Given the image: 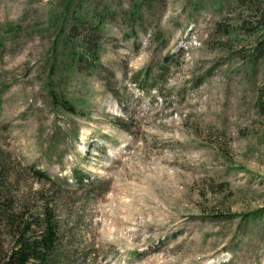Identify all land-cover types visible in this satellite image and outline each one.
I'll use <instances>...</instances> for the list:
<instances>
[{"label": "rangeland", "instance_id": "obj_1", "mask_svg": "<svg viewBox=\"0 0 264 264\" xmlns=\"http://www.w3.org/2000/svg\"><path fill=\"white\" fill-rule=\"evenodd\" d=\"M84 1L0 0V257L49 188L40 170L66 193L73 264H264V59L239 58L236 0H147L134 18L137 0ZM78 11L74 45L100 49L82 72L62 55Z\"/></svg>", "mask_w": 264, "mask_h": 264}, {"label": "trees", "instance_id": "obj_2", "mask_svg": "<svg viewBox=\"0 0 264 264\" xmlns=\"http://www.w3.org/2000/svg\"><path fill=\"white\" fill-rule=\"evenodd\" d=\"M146 1L137 0L130 14L132 18L136 17V12H139L138 7H143ZM79 2L82 3L83 0H79ZM236 6L240 10L235 18L236 25L241 30L240 33L253 39L250 55L248 57L242 56L244 58L239 56V58L242 63L252 66L256 61L264 59V0H236ZM86 19L84 12L78 11L75 19H73L74 23L72 25H74V28L70 27L69 32L65 33V39L68 37V41L65 43L67 50L62 53L64 63L65 66L77 72H82L83 63L90 67L92 61H98L100 57V49L97 48L93 42V37L89 33L80 36L81 49L78 50L79 47L74 45V31L86 23ZM90 23H92L94 31H100L104 25L103 19L92 20V22L89 21V25ZM221 26H223L222 31L226 36L233 35L234 27ZM256 106L259 113L264 115L263 89L258 92ZM2 155L0 146V205L3 199L2 189L5 186L3 180L6 179V160L1 157ZM35 173L39 179H46L49 188L38 191L39 209L35 214H31L29 218H24L22 215L15 218V214L11 215V220L7 218L10 215L5 217L10 222V227L13 228L12 236L14 240L9 252L4 257H0V264H73L74 256L70 250V240L74 238L71 237L73 232L66 226V220L61 217L62 213L65 212L66 193L58 185V181L52 179L45 172L35 170ZM75 179L77 188L85 191L84 194L88 191L87 186H93L94 184V181L86 182L85 178L80 176L79 173L75 174ZM54 195H56V198H54ZM81 197H83V192ZM253 216L258 217V213H254Z\"/></svg>", "mask_w": 264, "mask_h": 264}]
</instances>
